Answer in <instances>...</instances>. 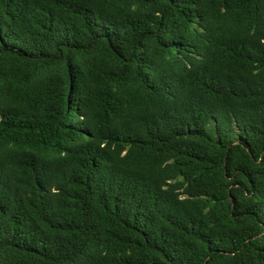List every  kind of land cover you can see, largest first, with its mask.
I'll use <instances>...</instances> for the list:
<instances>
[{"label":"trees","instance_id":"1","mask_svg":"<svg viewBox=\"0 0 264 264\" xmlns=\"http://www.w3.org/2000/svg\"><path fill=\"white\" fill-rule=\"evenodd\" d=\"M0 264H264V0H0Z\"/></svg>","mask_w":264,"mask_h":264}]
</instances>
